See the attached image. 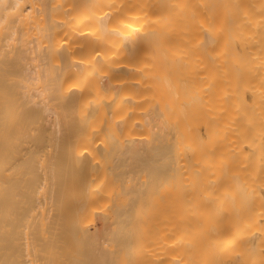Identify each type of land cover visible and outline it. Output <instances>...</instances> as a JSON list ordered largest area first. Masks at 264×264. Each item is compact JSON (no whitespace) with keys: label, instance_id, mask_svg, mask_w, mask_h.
<instances>
[{"label":"bare ground","instance_id":"1","mask_svg":"<svg viewBox=\"0 0 264 264\" xmlns=\"http://www.w3.org/2000/svg\"><path fill=\"white\" fill-rule=\"evenodd\" d=\"M0 264H264V0H0Z\"/></svg>","mask_w":264,"mask_h":264},{"label":"rangeland","instance_id":"2","mask_svg":"<svg viewBox=\"0 0 264 264\" xmlns=\"http://www.w3.org/2000/svg\"><path fill=\"white\" fill-rule=\"evenodd\" d=\"M117 243H118V241H109V240H108V241L106 242V245L111 247V246H116ZM110 247H109V248H110ZM109 248H108V249H109ZM109 250H110V249H109ZM110 251H111V250H110ZM92 259H95V257H92ZM96 259H98V258L96 257Z\"/></svg>","mask_w":264,"mask_h":264}]
</instances>
